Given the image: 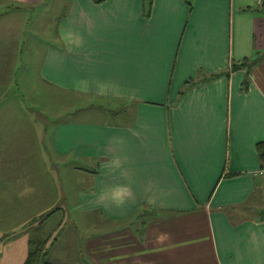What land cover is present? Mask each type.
Wrapping results in <instances>:
<instances>
[{
	"label": "crops",
	"instance_id": "obj_1",
	"mask_svg": "<svg viewBox=\"0 0 264 264\" xmlns=\"http://www.w3.org/2000/svg\"><path fill=\"white\" fill-rule=\"evenodd\" d=\"M44 1L0 0V101L27 24L19 6ZM98 1L72 0L42 61L45 82L123 107L125 122L97 123L85 146L96 180L83 208L105 218L66 264H264V59L245 90V69L227 74L262 57L264 4L152 0L147 14V0ZM29 113L0 109V181L28 162L13 153ZM120 186L122 208L100 199ZM0 242V264L25 263L28 237Z\"/></svg>",
	"mask_w": 264,
	"mask_h": 264
},
{
	"label": "rangeland",
	"instance_id": "obj_2",
	"mask_svg": "<svg viewBox=\"0 0 264 264\" xmlns=\"http://www.w3.org/2000/svg\"><path fill=\"white\" fill-rule=\"evenodd\" d=\"M71 3L72 0H46L36 6H19L22 10L18 12L27 16V24L17 69L10 70V74L2 71V92L8 93L0 101V109L28 111L30 122H21L19 117L22 132L14 142L13 156L28 159L26 165L17 166L20 178L10 180L11 175H7L8 179L0 181V239L5 234L11 238L28 237L29 249L38 243L34 241L49 240L45 243L53 264L70 262L69 257L77 256L86 242L96 238L105 217L100 220V214L83 208L84 197L89 199L96 180V156H89L91 149L85 146L96 145L97 123L125 124L119 118L123 107L43 80L45 50L59 44L57 27ZM4 9L0 6V14L8 12ZM101 224L107 230L110 227L106 221ZM52 242L57 243L52 246ZM88 264L93 263L88 259Z\"/></svg>",
	"mask_w": 264,
	"mask_h": 264
},
{
	"label": "trees",
	"instance_id": "obj_3",
	"mask_svg": "<svg viewBox=\"0 0 264 264\" xmlns=\"http://www.w3.org/2000/svg\"><path fill=\"white\" fill-rule=\"evenodd\" d=\"M102 1H104V0H99L98 2L101 3ZM146 2H147V5H146L147 10L146 11H147V14H149L151 4H152V0H147ZM262 59H264V53H263L262 57H260L259 60L253 61L251 63L248 60H245L240 64H232L230 66V69L228 70L227 74L230 72L237 71V70L245 69L247 74H246V78L242 82V89L245 90L249 84L248 76H249V73L251 71L252 66L255 65L257 62H259ZM227 74H225V76H227ZM219 76H221V74H212L203 80L188 81V82H186L185 85H186V87H191V86L200 84L205 80L208 81V80L216 79ZM257 152H258V157L260 158V161H261V165H260V169H261V168H264V142L259 143L257 145ZM53 213H54V211H53ZM53 213H51V214H53ZM54 241H56V240H54ZM34 242H38V243H36L33 247H30L27 259H26L24 264H53V262L50 260V257H49V248H47V244L45 243V242H50V241L49 240L48 241L38 240V241H34ZM54 243L55 242H52V244H54Z\"/></svg>",
	"mask_w": 264,
	"mask_h": 264
},
{
	"label": "clouds",
	"instance_id": "obj_4",
	"mask_svg": "<svg viewBox=\"0 0 264 264\" xmlns=\"http://www.w3.org/2000/svg\"><path fill=\"white\" fill-rule=\"evenodd\" d=\"M121 188H123V186L102 193L100 199L102 201H110V203L118 209L122 208L127 202V197H122L118 194Z\"/></svg>",
	"mask_w": 264,
	"mask_h": 264
},
{
	"label": "built area",
	"instance_id": "obj_5",
	"mask_svg": "<svg viewBox=\"0 0 264 264\" xmlns=\"http://www.w3.org/2000/svg\"><path fill=\"white\" fill-rule=\"evenodd\" d=\"M257 5H263L264 0H252ZM257 175L261 177L262 180H264V168H261L258 170Z\"/></svg>",
	"mask_w": 264,
	"mask_h": 264
}]
</instances>
